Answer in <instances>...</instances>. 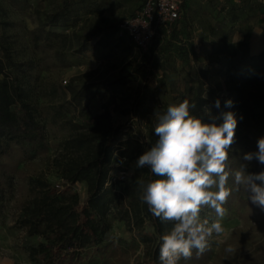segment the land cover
<instances>
[{"label":"rangeland","instance_id":"obj_1","mask_svg":"<svg viewBox=\"0 0 264 264\" xmlns=\"http://www.w3.org/2000/svg\"><path fill=\"white\" fill-rule=\"evenodd\" d=\"M40 13H53L68 6L65 21L56 28L68 35L73 48L67 52L72 65L42 70L41 76L62 87L72 83L86 88L91 98L88 110L73 113L85 125L101 114L118 127L115 145L131 148L144 141L148 127L156 124L157 113L169 104L191 95L197 87L222 97L224 78L236 65L253 72L264 69V0H184L180 18L171 29H160L149 47L138 49L118 29L132 15L140 0H27ZM1 34L16 41L20 55L32 57L27 32L38 23L34 10L19 11L0 0ZM41 17H43L41 15ZM79 49V50H78ZM241 53H245L242 58ZM2 51L0 50V55ZM210 109V107H208ZM211 110V109H210ZM48 130L49 148L27 160L13 152V185L4 192L0 211V264H38L27 258L24 230L14 220L20 205L30 198L27 179L43 175L58 181L50 160L57 150L59 135ZM123 162H113V175ZM83 194L85 186L78 184ZM222 225L225 231L209 240L201 264H264V214L257 206L242 208L233 201ZM202 218H215L205 207ZM113 250L88 251L97 264H135L143 260V245L122 221L110 216ZM232 247L234 251L226 249Z\"/></svg>","mask_w":264,"mask_h":264},{"label":"trees","instance_id":"obj_2","mask_svg":"<svg viewBox=\"0 0 264 264\" xmlns=\"http://www.w3.org/2000/svg\"><path fill=\"white\" fill-rule=\"evenodd\" d=\"M3 1L15 10H34L38 23L27 32L32 57L20 55L16 41L9 35L0 36V211L4 192L13 185V152L24 159H33L48 150V130L54 136L59 135L56 153L50 160L58 181L51 183L41 174L30 176L27 179L30 198L20 205L14 220L24 230L23 248L28 260L38 264H97L88 250L92 247L97 253L113 250L111 216L124 223L133 235V242L143 245V260L135 264H160L159 238L173 225L154 217L139 199L138 181L158 177L147 167L136 166L139 156L158 140L155 124L148 127L146 140L135 141L129 148L115 145L118 127L105 121L103 115H95L90 126L76 121L70 113L88 110V102L84 100L91 96L87 89L72 83L62 87L41 76L42 70L72 65L67 52L73 46L68 35L56 28V22L65 21L70 9L65 5L53 13L41 14L27 0ZM178 20L168 27L157 26L151 43L160 29H171ZM0 24L8 25L6 21ZM241 56L245 58V53ZM224 85L222 97L213 93L212 98L210 90L204 93L198 86L177 103L189 99L195 105L191 114L207 123L212 120L205 115L206 107L217 117V124L223 122L222 113L235 114L238 126L229 165L236 170L244 163V153L257 151V141L264 136V69L257 65L250 72L238 64L227 72ZM217 99L219 108L215 107ZM228 100L233 102L230 107L226 105ZM114 160L123 162L115 175ZM121 171L125 173L123 179L118 177ZM247 171L259 173L264 171V165L253 160ZM78 184L85 186L83 194L77 190ZM228 186H233L231 177ZM235 200L242 208L255 206L241 190L234 191L224 207L229 208ZM258 211L264 214L260 208ZM204 257V253L197 255L193 250L192 258L181 260L180 264H201Z\"/></svg>","mask_w":264,"mask_h":264},{"label":"clouds","instance_id":"obj_3","mask_svg":"<svg viewBox=\"0 0 264 264\" xmlns=\"http://www.w3.org/2000/svg\"><path fill=\"white\" fill-rule=\"evenodd\" d=\"M231 100L226 101L232 106ZM195 105L185 98L169 104L163 113H157L154 126L158 140L142 155L136 166L147 167L158 177L147 182L139 180L142 203L162 223L173 227L160 236V264H180L193 256L203 254L211 238L219 237L227 214L224 205L232 193L243 190L247 200L264 211V171L249 173L248 163L253 160L264 165V136L257 141V151L246 152L244 163L236 170L229 165V152L235 143L238 120L231 111L222 113L223 122L211 110L204 112L212 122L191 114ZM220 107V101H215ZM230 177L233 186L229 187ZM260 181V183H256ZM207 207L215 213L211 221L201 217ZM234 251L232 247L226 249Z\"/></svg>","mask_w":264,"mask_h":264},{"label":"built area","instance_id":"obj_4","mask_svg":"<svg viewBox=\"0 0 264 264\" xmlns=\"http://www.w3.org/2000/svg\"><path fill=\"white\" fill-rule=\"evenodd\" d=\"M184 0H140L137 10L119 23V30L124 32L134 45L141 50L150 45L157 26H171L180 18ZM119 172V178H124Z\"/></svg>","mask_w":264,"mask_h":264}]
</instances>
